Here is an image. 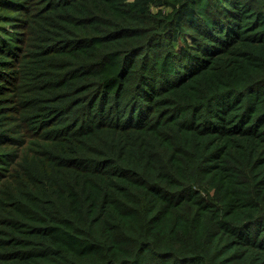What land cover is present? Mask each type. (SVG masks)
I'll return each mask as SVG.
<instances>
[{"label": "trees", "instance_id": "16d2710c", "mask_svg": "<svg viewBox=\"0 0 264 264\" xmlns=\"http://www.w3.org/2000/svg\"><path fill=\"white\" fill-rule=\"evenodd\" d=\"M0 264H264V0H0Z\"/></svg>", "mask_w": 264, "mask_h": 264}]
</instances>
